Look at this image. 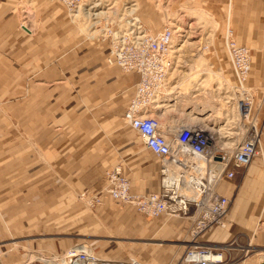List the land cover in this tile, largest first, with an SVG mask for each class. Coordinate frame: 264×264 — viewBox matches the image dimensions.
<instances>
[{
	"label": "crops",
	"instance_id": "obj_1",
	"mask_svg": "<svg viewBox=\"0 0 264 264\" xmlns=\"http://www.w3.org/2000/svg\"><path fill=\"white\" fill-rule=\"evenodd\" d=\"M14 2L0 0V21ZM38 3L45 7L32 33L21 24V30L0 24V241L31 234L23 245L52 255L78 244L113 260L135 255L146 264H177L182 248L170 242L185 238L189 220L150 218L108 199L87 210L75 200L76 192H98L104 171L113 166L131 190L156 192L160 163L120 121L138 74L105 64L100 44L69 45L64 12L46 0ZM232 11L237 43L253 49L248 81L256 86L264 79V0H235ZM166 102L156 101L159 118L179 111L174 103L166 108ZM193 110L186 113L189 121L201 122L203 114ZM260 149L264 152V132ZM217 190L232 198L228 222L205 231L200 241L225 244L239 236L258 253L243 264H264L263 158L255 155ZM1 252L7 264H18V249L0 246Z\"/></svg>",
	"mask_w": 264,
	"mask_h": 264
},
{
	"label": "built area",
	"instance_id": "obj_2",
	"mask_svg": "<svg viewBox=\"0 0 264 264\" xmlns=\"http://www.w3.org/2000/svg\"><path fill=\"white\" fill-rule=\"evenodd\" d=\"M63 1L68 11L76 2ZM173 35L171 27L147 33L142 26L134 25L128 31L110 35L105 57L108 64H115L124 72L138 74L134 95L127 102L121 119L139 137L143 148L159 158V190L147 194L131 193L128 179L120 174L118 166H113L105 170L98 192H81L78 197L89 206L108 199L150 218H189L190 239L180 264H229L234 258L231 251H239L240 257L251 250V244L242 243L240 237L235 236L216 249L199 243L197 239L205 231L228 222L232 198L217 190L218 183L224 179L234 180L259 153L261 131L258 114L264 104V86L262 98L254 107L255 95L245 86L251 50L227 35L225 44L241 94L237 99L240 113L237 126L243 135L240 143L228 151L216 144L218 132L209 131L198 123H180L175 132L168 127L163 128L160 120L146 114V110L150 99L162 89L167 74L176 63L168 53ZM223 252L228 253V258L223 257ZM64 256V264H146L135 257L123 260L98 257L82 245L69 248Z\"/></svg>",
	"mask_w": 264,
	"mask_h": 264
},
{
	"label": "rangeland",
	"instance_id": "obj_3",
	"mask_svg": "<svg viewBox=\"0 0 264 264\" xmlns=\"http://www.w3.org/2000/svg\"><path fill=\"white\" fill-rule=\"evenodd\" d=\"M14 1L12 10L11 8L6 9V7L3 9L8 10V12L7 14H3V19L0 21V24L4 27L13 25V27L15 26L17 29L21 30L18 25L25 23V25L31 28L32 33L37 25L35 17L41 12L40 9L45 6H42L43 3L40 4V6L38 3L39 0ZM79 1V5L70 12L63 0H46L48 4L53 5L54 9L57 8L64 12L65 23L71 30L68 37L70 41L73 40L72 43L69 42V45H74V43H80L81 45L100 44L105 47V57L109 49L110 35H117L123 31H128L130 29V24L127 23L138 24L139 22L145 28L146 32L150 33H154L163 27H171L174 35L170 56L175 59L176 63L167 74V89L165 88L163 95L159 96L160 99L158 98V100L166 99V101L171 104L176 101L179 111L176 113L171 111L164 118H159L158 113L153 109L154 104H157L155 101L156 99H154L151 102L150 111L146 114L154 115L161 120L162 124L169 128H174L180 123H192L189 121L190 116H186V113L192 108H195V110L202 108L203 110V107H205L203 111L206 112L201 111V113H198L200 112L199 110H193L196 114H203L199 115V117H206L212 114V117H210L211 120L201 125H206V128L209 127L212 129L211 131L218 132L224 144L226 142L228 144H235L233 149L239 144L242 135L234 124L238 121L235 117V97H237V93L239 94L240 90L237 88V77L233 72L234 70L225 44L227 35H230V38H233L236 42L240 40L237 37L238 29L234 20V14H232L235 0H229L228 8L227 0H76L75 3ZM6 10L4 12H6ZM7 19L13 20V23L11 20L8 21ZM4 30H6V28H4ZM248 47L252 54L253 49L250 46ZM105 57L104 62L107 64ZM120 71L122 74L127 73L122 70ZM248 77H250V74L247 76L245 86L255 95L254 107H256L262 98L264 79L260 84H256L255 86L249 83ZM174 86H179L180 90H175L173 88ZM178 92L184 95H179ZM165 93H168V96ZM191 96L196 97L193 98ZM167 102L165 106L168 105ZM173 107L175 106H171L170 108ZM166 108H168V106H166ZM260 111L258 114V126L261 131V144L264 132V107L263 111ZM227 113L229 114L227 115ZM230 113L232 115H230ZM205 120L206 119H204V121ZM120 121L121 124L126 125L122 119H120ZM247 121L248 120H246V122ZM260 144L258 146L259 153L257 155H260L264 160V152L260 149ZM227 150L230 151V149ZM156 159L159 160L158 157H156ZM130 192L138 193L131 190V188ZM80 193L81 192L74 193L75 200L81 202L87 210L92 209L93 206H89L85 204L83 200L79 199L78 195ZM172 218L190 221L189 218L185 217ZM253 231L256 233L259 231V228L256 227L253 229L250 235H252ZM35 236L43 235L35 234ZM28 237H32V235L24 234L18 237L10 236L1 240L0 246L8 250L18 249L21 255L18 264H56L57 262L59 263L57 259L64 256L67 251L52 255L50 252L51 250H41V248L35 247L30 248L23 245V241L25 239L27 240ZM189 239L187 231L183 240L170 242L176 243L182 248L177 264H180L188 248L187 244ZM241 242L245 243L242 240ZM200 243L209 244L217 248H221L224 245L223 243H207L203 241ZM77 245L78 244H75L74 246ZM74 246H71V248ZM87 249L89 248L87 247ZM250 249L251 250L240 257L238 255L239 251H231L235 253V256L233 255V261H229V264H243L251 255L256 256L258 254L254 249V245H251ZM3 256L4 252H1L0 263L7 264L8 262L3 259ZM97 256L111 258L110 256ZM128 257L137 258L135 255H129L127 258ZM48 259H53L54 261L47 263ZM60 264L64 263L62 262Z\"/></svg>",
	"mask_w": 264,
	"mask_h": 264
},
{
	"label": "bare ground",
	"instance_id": "obj_4",
	"mask_svg": "<svg viewBox=\"0 0 264 264\" xmlns=\"http://www.w3.org/2000/svg\"><path fill=\"white\" fill-rule=\"evenodd\" d=\"M79 3H80V1L79 2H77V3H75L72 7H71V9H70V12H72L76 7H77V5H79ZM136 23V22H135ZM127 24H130V28L131 27H133L134 25H136V24H134V23H127ZM126 24V25H127ZM137 25H139V26H142L139 22H138V24ZM21 26V28L24 30V31H27V32H31V28L28 26V25H25V23L24 24H21L20 25ZM128 26V25H127ZM143 27V26H142ZM143 29L145 30V28L143 27ZM145 32H146V30H145ZM147 33H150V32H147ZM172 43H173V37H172V40H171V44H170V47H169V51H168V53H169V55H170V53H171V50H172ZM226 48H227V46H226ZM228 51V50H227ZM168 83V79L166 78V81H165V83H164V86L162 87V89L161 90H159V92H156L155 93V95L150 99V101H149V106H148V109L146 110V113H148V111H150V109H151V102L154 100V99H156L155 101H157V99L159 98V96H161V95H163V92H164V90H165V88L167 89V84ZM238 89H239V87H238ZM240 90V89H239ZM167 96H168V93H165ZM199 96V95H198ZM241 96V94H238L237 93V97H235L236 98V100H235V112H236V118H237V122L234 124V125H236L237 126V123L239 122V120H240V113H239V110H238V106H237V99L239 98ZM196 96H194L193 98H195ZM232 98V97H231ZM234 98V99H235ZM160 99V98H159ZM234 99H232V100H234ZM153 103H155V102H153ZM179 103V102H178ZM174 104H176V101L174 102ZM177 106V105H176ZM175 106V107H176ZM162 107L161 106H159V105H157V104H154V106H153V109H155L156 111L157 110H160ZM231 108H233V107H231ZM205 109V107H203V110ZM200 111V112H198V113H201V111H203L202 110V108H198L196 111ZM234 110V109H233ZM203 112H206V111H203ZM232 112H234V111H232ZM229 113H227V115H228ZM230 115H232L231 113H230ZM159 117H161V115H159ZM210 117H212V114H209L208 116H206V117H204V119H206L205 121H204V119L203 118H200L199 119V121H201V122H197L198 124H203L204 122H206V121H209V120H211L210 119ZM157 118V117H156ZM234 118V117H233ZM160 120V119H159ZM160 124H161V126L162 127H168V126H166V125H164V124H162V122H161V120H160ZM202 126V125H201ZM204 127L206 126V125H203ZM176 127H177V125L174 127V128H169L168 127V129L169 130H171V131H173V132H175L177 129H176ZM206 128V127H205ZM237 128V130L239 131V133L242 135V132H241V130L238 128V126L236 127ZM207 130H209V131H211L212 129L211 128H209V127H207L206 128ZM214 129V128H213ZM220 129V128H219ZM218 131H220V130H218ZM215 132V131H214ZM220 136V135H219ZM218 135H217V138L218 139H216V144H218V145H222V147H224L225 149H233V146H235V144H228L226 141V143L224 144L223 142H222V140H221V137H219ZM242 137H243V135H242ZM242 139V138H241ZM240 143V142H239ZM257 155V154H256ZM226 226V224H224V226H222V227H220V228H224ZM200 238V237H199ZM199 238L197 239V241L200 243L201 241H199ZM58 261H59V263L57 262L56 264H60V263H62V262H64L65 260H66V257L65 256H62V257H60V258H58L57 259Z\"/></svg>",
	"mask_w": 264,
	"mask_h": 264
}]
</instances>
